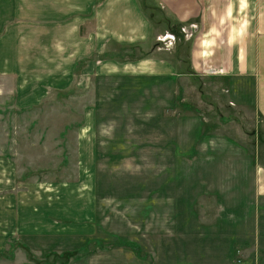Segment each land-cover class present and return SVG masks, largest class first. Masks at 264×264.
<instances>
[{"label":"rangeland","instance_id":"obj_1","mask_svg":"<svg viewBox=\"0 0 264 264\" xmlns=\"http://www.w3.org/2000/svg\"><path fill=\"white\" fill-rule=\"evenodd\" d=\"M160 32L156 46L169 50L177 40ZM111 46L99 58L150 52ZM183 75L88 73L37 105H0L10 188L34 187L48 207L46 193L65 183L74 218L56 233L1 240L0 264H246L250 251L241 259L228 242L236 228L252 241L239 219L264 218V120L252 83Z\"/></svg>","mask_w":264,"mask_h":264},{"label":"crops","instance_id":"obj_2","mask_svg":"<svg viewBox=\"0 0 264 264\" xmlns=\"http://www.w3.org/2000/svg\"><path fill=\"white\" fill-rule=\"evenodd\" d=\"M160 31L177 40L170 53L156 46ZM113 43L150 52L99 58ZM88 73L246 79L264 120V0H0V105H37L50 90ZM0 163V241L41 235L44 227L56 233L67 223L61 219L74 220L67 216L65 183L46 193L52 201L47 207L34 187L13 192L16 172L2 153ZM239 221L240 227L250 222L252 241L248 230L236 228L228 251L243 259L249 250L246 264H264V218Z\"/></svg>","mask_w":264,"mask_h":264},{"label":"trees","instance_id":"obj_3","mask_svg":"<svg viewBox=\"0 0 264 264\" xmlns=\"http://www.w3.org/2000/svg\"><path fill=\"white\" fill-rule=\"evenodd\" d=\"M131 47H132V45L128 46V48H131Z\"/></svg>","mask_w":264,"mask_h":264},{"label":"built area","instance_id":"obj_4","mask_svg":"<svg viewBox=\"0 0 264 264\" xmlns=\"http://www.w3.org/2000/svg\"><path fill=\"white\" fill-rule=\"evenodd\" d=\"M171 36V35H170Z\"/></svg>","mask_w":264,"mask_h":264}]
</instances>
